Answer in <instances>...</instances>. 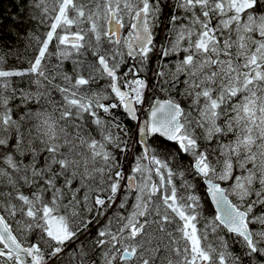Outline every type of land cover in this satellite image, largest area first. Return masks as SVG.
Wrapping results in <instances>:
<instances>
[{"label":"snow or ice","instance_id":"obj_1","mask_svg":"<svg viewBox=\"0 0 264 264\" xmlns=\"http://www.w3.org/2000/svg\"><path fill=\"white\" fill-rule=\"evenodd\" d=\"M22 6L0 264H264V0Z\"/></svg>","mask_w":264,"mask_h":264},{"label":"trees","instance_id":"obj_2","mask_svg":"<svg viewBox=\"0 0 264 264\" xmlns=\"http://www.w3.org/2000/svg\"><path fill=\"white\" fill-rule=\"evenodd\" d=\"M27 17L28 13L22 6V0H0V45H8L23 51L25 33L33 28Z\"/></svg>","mask_w":264,"mask_h":264},{"label":"flooded vegetation","instance_id":"obj_3","mask_svg":"<svg viewBox=\"0 0 264 264\" xmlns=\"http://www.w3.org/2000/svg\"><path fill=\"white\" fill-rule=\"evenodd\" d=\"M214 209V208H213Z\"/></svg>","mask_w":264,"mask_h":264}]
</instances>
